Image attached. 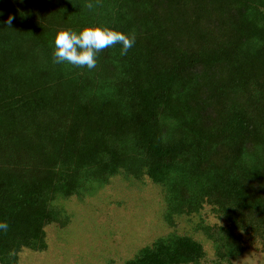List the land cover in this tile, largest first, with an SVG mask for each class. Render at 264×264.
Here are the masks:
<instances>
[{
  "label": "trees",
  "instance_id": "trees-1",
  "mask_svg": "<svg viewBox=\"0 0 264 264\" xmlns=\"http://www.w3.org/2000/svg\"><path fill=\"white\" fill-rule=\"evenodd\" d=\"M101 26L134 46L92 70L53 63L58 32ZM119 174L161 189L171 228L210 207L224 225L196 231L214 264L264 253V0H0V264L47 249L57 198ZM205 258L171 233L125 264Z\"/></svg>",
  "mask_w": 264,
  "mask_h": 264
},
{
  "label": "rangeland",
  "instance_id": "rangeland-1",
  "mask_svg": "<svg viewBox=\"0 0 264 264\" xmlns=\"http://www.w3.org/2000/svg\"><path fill=\"white\" fill-rule=\"evenodd\" d=\"M92 188L80 198L53 202L65 214L67 224L47 226V249L21 251L18 264H125L141 248L171 233L192 236L206 252L203 264H214L211 243L196 231L198 226L224 225L210 207L204 206L197 215L176 217L175 228H171L163 219L161 189L149 179L119 174L106 185ZM232 264H264V253L258 244L247 245Z\"/></svg>",
  "mask_w": 264,
  "mask_h": 264
},
{
  "label": "clouds",
  "instance_id": "clouds-1",
  "mask_svg": "<svg viewBox=\"0 0 264 264\" xmlns=\"http://www.w3.org/2000/svg\"><path fill=\"white\" fill-rule=\"evenodd\" d=\"M86 7L92 11L93 3H87ZM8 23H11V18ZM135 42V34H125L103 26L84 28L79 32L63 30L54 37L52 60L55 64L92 70L102 50L119 45L120 56H125ZM7 228V223L0 222V230Z\"/></svg>",
  "mask_w": 264,
  "mask_h": 264
}]
</instances>
